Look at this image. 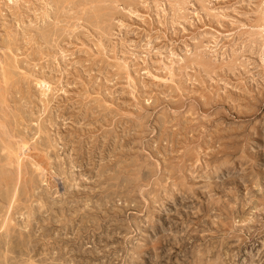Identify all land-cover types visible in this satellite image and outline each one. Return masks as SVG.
I'll return each instance as SVG.
<instances>
[{"label": "rangeland", "instance_id": "374dc122", "mask_svg": "<svg viewBox=\"0 0 264 264\" xmlns=\"http://www.w3.org/2000/svg\"><path fill=\"white\" fill-rule=\"evenodd\" d=\"M0 264H264V0H0Z\"/></svg>", "mask_w": 264, "mask_h": 264}]
</instances>
